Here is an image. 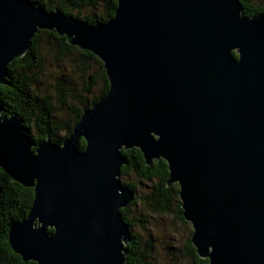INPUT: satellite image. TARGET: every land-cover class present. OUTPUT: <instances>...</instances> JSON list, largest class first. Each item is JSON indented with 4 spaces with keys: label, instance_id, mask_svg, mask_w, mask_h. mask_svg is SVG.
<instances>
[{
    "label": "water",
    "instance_id": "obj_1",
    "mask_svg": "<svg viewBox=\"0 0 264 264\" xmlns=\"http://www.w3.org/2000/svg\"><path fill=\"white\" fill-rule=\"evenodd\" d=\"M37 29L97 57L107 89L60 144H34L0 105V168L33 192L7 226L9 248L36 264H124L119 209L133 192L116 175L120 149L136 147L145 164L165 161L198 257L264 264V12L243 16L237 0H116L90 24L0 0V84Z\"/></svg>",
    "mask_w": 264,
    "mask_h": 264
},
{
    "label": "trees",
    "instance_id": "obj_2",
    "mask_svg": "<svg viewBox=\"0 0 264 264\" xmlns=\"http://www.w3.org/2000/svg\"><path fill=\"white\" fill-rule=\"evenodd\" d=\"M29 1L34 6H38L45 11L57 9L65 15L84 20L90 24L106 21L112 16L116 5V0ZM237 1L239 4V11L243 16L248 17L256 13L264 12V6L253 4V0ZM73 10L77 12L73 13ZM42 32L55 40L59 58H62L66 53L76 48V46L66 43L63 35H57L53 30L37 29L31 36L24 53L19 57L13 58L7 64L5 83L0 84V105L2 111H5L6 114L13 112L22 119L23 128L34 144L42 141L46 136L51 142L60 144L61 141L70 134L71 128L77 121L81 111L88 106L84 103V99L86 98L85 95H76L71 87H68L63 82H58L54 89L60 103H65L66 95H70L82 103L81 108L75 106L71 108V115L69 118H62L56 115L48 94L45 92L40 94L37 93V88L35 86L37 78L39 77L38 70L41 66L39 37ZM80 54L84 58L93 57L96 62H100L92 53L86 50L80 49ZM231 54L235 56L234 52H231ZM100 71L102 72L103 80L101 94L99 97L91 99L90 105L100 98L107 89L106 76L102 68H100ZM84 79L85 83L82 86V91H87L92 80L88 79L86 76ZM83 146L84 141L82 138H79L76 142L77 150L81 151ZM120 153L125 159V162L120 166L118 174L134 170L141 178L146 180L150 178L156 179L152 191L147 194L145 199L148 210L158 213L172 211L175 218L179 221H186L181 217L179 200L170 208L172 185L165 184L167 177L165 161L161 158H157L145 164L140 151L136 147L120 149ZM121 185L128 186L132 192L134 190L130 182H123ZM176 192L175 190L173 191L174 195ZM32 194L31 187H23L19 183L10 180L0 168V264H36L32 260L23 261L19 255L9 248L6 241L8 224L11 221H19L25 216L32 200ZM134 199L133 197L128 204L134 203ZM128 204L119 209L121 218L126 223L127 229L134 221V218L126 216ZM144 219L145 217H141L135 220L142 221ZM51 230V228L46 229L48 232ZM139 246L137 233L129 230L128 241L123 245L124 264L139 263ZM187 249L196 259V264H207L206 258L197 256L191 242L188 243ZM141 252L143 253V251Z\"/></svg>",
    "mask_w": 264,
    "mask_h": 264
},
{
    "label": "rangeland",
    "instance_id": "obj_3",
    "mask_svg": "<svg viewBox=\"0 0 264 264\" xmlns=\"http://www.w3.org/2000/svg\"><path fill=\"white\" fill-rule=\"evenodd\" d=\"M252 2L255 5L264 6V0H253ZM75 12L77 11L73 10V13ZM39 38L41 66L35 86L37 93L48 94L56 115L69 118L71 108L74 106L81 108L82 103L70 95L65 96L64 104L60 103L55 93V86L58 82H63L71 87L76 95H85L84 103L89 107L91 99L97 98L101 94L103 86L102 72L100 71L101 62H96L93 57L84 58L77 47L59 58L55 40L45 35L44 32L40 34ZM85 76L92 81L88 90L82 91ZM116 176L120 184L130 182L133 185L135 201L127 205L126 216L134 218L128 229L137 233L139 238L140 259L138 264H196V259L187 249L191 235L188 221H179L172 211L158 213L148 210L145 199L147 194L152 191L156 179L141 178L134 170ZM169 185H172L170 204V208H172L178 200L176 193L175 195L173 193L174 190L177 191V184L170 183ZM141 217H145V219L135 220Z\"/></svg>",
    "mask_w": 264,
    "mask_h": 264
}]
</instances>
